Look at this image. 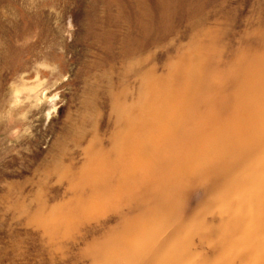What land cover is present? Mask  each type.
Returning <instances> with one entry per match:
<instances>
[{
	"label": "rangeland",
	"instance_id": "rangeland-1",
	"mask_svg": "<svg viewBox=\"0 0 264 264\" xmlns=\"http://www.w3.org/2000/svg\"><path fill=\"white\" fill-rule=\"evenodd\" d=\"M0 264H264V0H0Z\"/></svg>",
	"mask_w": 264,
	"mask_h": 264
}]
</instances>
